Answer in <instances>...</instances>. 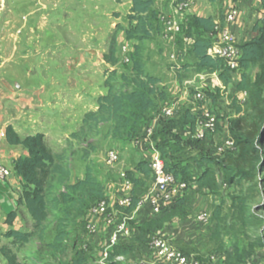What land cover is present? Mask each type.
<instances>
[{"label":"rangeland","instance_id":"374dc122","mask_svg":"<svg viewBox=\"0 0 264 264\" xmlns=\"http://www.w3.org/2000/svg\"><path fill=\"white\" fill-rule=\"evenodd\" d=\"M179 1L181 0H155L153 8L157 12V19L153 33L149 39L143 40L139 45L145 72L161 77L165 85L160 86L165 89L166 98L175 97L173 94L175 91L168 89L171 82L188 87V96L193 92L190 86L183 84L185 79L193 78L194 81L196 79L194 72H191L193 56L190 46L184 44L182 38L183 35L192 38L205 34L196 27L192 17H212L218 22L221 31L224 14L230 8L236 7L239 11L250 13L248 32L252 30L254 23L264 17V9L259 0H243L244 4L237 3L236 6L229 4L228 0H192L191 11L185 14L177 11ZM130 6L129 0H0V55H12L15 61L21 63L20 67L30 66L37 70L77 65L95 70L101 68L102 71L90 79L92 92L84 91L81 95L82 103L84 104L86 99V106L93 107L95 94L98 95L99 91H103L105 95L107 92L104 85L106 78L116 83L117 88L123 89L127 86L122 83L121 78L133 76L132 62L137 42L126 37V31L131 30L134 25L128 20ZM168 20L181 24L183 34H173L164 25ZM112 36L115 38L114 66L104 61ZM124 45L129 46V63L123 61L121 54V47ZM171 55H175L176 59L172 60ZM3 62L0 59V63ZM185 69L189 74L183 77L181 71ZM257 70L254 68L248 72L251 80ZM239 75L240 73L235 77L236 82L239 80ZM99 81L103 82L100 84ZM202 81L199 83H204ZM211 89L203 92V101L194 104L189 101L188 106L185 104L175 118L160 120L154 130V136L152 135L153 144L155 148L156 146L162 148L159 153L163 163L171 171L179 173L183 166L192 176H199L201 171L194 162L199 156L218 161L220 164L210 168L213 180L209 186L197 188L195 191L190 188L187 194V196L192 195L194 199L203 197L207 212L218 205L223 207L221 238L219 242L212 238L211 243L207 242L208 239L205 240L203 242V246L207 249L205 254L218 251L219 259L224 258L227 262L264 264V168L259 167V172L252 181L231 183L229 179L234 177V174L230 166L236 152L227 150L221 157L216 155V149L224 139L241 135L237 127L238 120L243 119L251 123L254 117L250 112L247 97L236 92L232 85L226 88L221 85L220 88ZM165 101H156V107L152 112L154 114L160 112L165 106ZM191 106L195 108L194 114L185 108ZM198 109L213 113L217 120L215 132L207 135L205 141L200 142L201 145L197 144V141L177 135L178 129L185 124L184 115L188 113L194 116L196 121ZM144 119L151 120V112L147 113ZM80 127L75 126V131L66 138L54 141L45 139L52 152L65 161L70 171L69 183L73 184L83 179L88 170L103 189H107L109 184L117 188L122 182L121 172L131 169L132 164L137 160L135 151L143 138L145 125H141L140 135L136 139L125 143L107 136V131L110 129L108 124L100 125L95 134L87 136H80ZM258 149L264 157V142L258 144ZM109 151H116L119 154L115 164L107 163L106 156ZM20 185L16 175L8 180H0V208L3 212L9 213L17 209ZM51 188L49 195L56 196L60 188L58 189L54 183ZM237 195H243L248 200V211L256 217V224L249 221L248 227H241L229 216L231 198ZM210 200L217 204L213 203L211 207ZM92 206L93 204L88 205L82 214H78L76 208H73L70 210L69 219L61 220L68 225L65 227L64 245L69 247V250L65 254L61 252L54 254L45 248V244L53 241L56 225L62 217L60 212L50 211L41 240L40 232L33 229V221L22 206L18 208L20 214L17 216L15 227L22 232H34L32 241L20 248L12 246L9 240L2 237L3 230L0 228V247L6 245L13 251L18 250V257L25 258L27 264H32V261H37V264L68 262L73 254L71 250L73 246L80 248L87 256V250L83 246L88 235L87 219ZM119 213L122 216V213ZM210 230V228H202L204 234L209 233ZM37 253L42 254V257L36 258ZM134 253L142 252L136 246ZM198 258L202 264L204 258L200 256ZM254 260L257 262L254 263ZM3 261L4 259H0V264H6Z\"/></svg>","mask_w":264,"mask_h":264},{"label":"trees","instance_id":"16d2710c","mask_svg":"<svg viewBox=\"0 0 264 264\" xmlns=\"http://www.w3.org/2000/svg\"><path fill=\"white\" fill-rule=\"evenodd\" d=\"M129 1L131 6L128 20L134 25L131 30L126 31V37L137 42L134 47L132 62L133 76L121 78L122 83L127 86L123 89L117 88L116 83H113L111 79H105L104 85L107 92L105 95L97 97L96 111L88 112L84 115L79 130L80 136L95 134L100 125L108 124L110 126L107 131L108 137L122 143L134 140L140 135L141 125H145L146 121H148L144 119L145 115L151 112V117H153L154 112L152 111L156 107V101L164 102L166 99L165 89L160 86L161 80L145 72V66L139 51V45L143 40L149 39L154 30V24L157 19V12L153 8L155 0ZM259 2L264 9V0H259ZM192 20L205 36L206 33L214 32L216 25L212 17H192ZM252 31L256 33V36L238 46L241 52L239 66L242 72L236 83L230 77L223 61L212 58L208 54L211 41L207 37L202 35L194 36L190 45L191 55L193 56L192 67L195 71L197 73L216 74L222 87L226 88L228 85H232L233 89L239 94L245 93L250 112L254 117L251 123L243 119H239L237 122L241 135L232 137L236 147V155L230 166L233 168L234 174V177L229 179L231 183L235 181H252L257 176L259 167L264 168V157L258 149V144L264 142V17L253 24ZM114 45L115 38L112 36L108 53L104 56V61L111 66L116 64ZM254 68L258 70L251 80L248 72ZM184 119V126L190 125V128L193 129L195 117L186 113ZM5 139L9 145L21 146L27 155L19 157L12 162L13 171L21 183L20 196L17 202V209L5 214L4 222L9 226V229L2 234V237L9 240L10 245L19 248L32 241L34 232H22L12 228L18 216V208L22 206L33 221V229L40 232L42 240L46 230L45 223L50 211L55 210L60 212L62 217L56 225L53 241L45 244V248L54 254L59 252L65 254L69 250V247L64 245L66 238L65 227L68 225L61 220H68V216L71 215L70 210L73 208H76L78 214H82L88 205H95L102 201L106 202L103 186L88 170L83 179L70 184V171L65 161L52 152L43 134L36 133L21 137L11 126H7ZM196 143L201 145L200 142ZM156 148L158 152L162 151L161 147L156 146ZM194 162L198 169H202V172L197 177L192 176L183 166L179 173L169 170L175 177H180L184 182L189 185L193 184L196 188L209 186L213 180L210 168L219 166V162L203 156L197 157ZM124 173L126 178L132 183L130 191L131 202L126 209L118 208V210L123 215H131L140 201L136 190H147L152 177L148 163L143 159L133 163L131 169L124 171ZM53 183L58 189L60 188L56 196L49 195ZM178 202L180 200L175 202L169 214L172 213ZM222 212V205L215 206L210 218L217 223L216 229L212 233L213 240L217 242L221 238ZM229 216L241 227H248L250 225L249 221L254 224L257 223L254 214L248 211V200L243 195L231 198ZM152 225V223H147L142 227L136 226L135 228L138 229L139 235L138 237H132L133 246L114 247L108 253L107 261L112 264H118L114 261L116 256L132 255L136 246H146L151 240L147 238V235L152 230ZM71 250L73 254L70 260L68 262L61 261L58 264H86L87 256L80 248L73 246ZM179 251L191 254L186 250ZM0 255L6 264H27L25 258L18 257V250L13 251L6 245L0 247ZM41 257L42 254L37 253L36 258ZM36 262L32 261V264H37ZM237 263L231 262V264Z\"/></svg>","mask_w":264,"mask_h":264},{"label":"crops","instance_id":"0c3cea01","mask_svg":"<svg viewBox=\"0 0 264 264\" xmlns=\"http://www.w3.org/2000/svg\"><path fill=\"white\" fill-rule=\"evenodd\" d=\"M228 2L234 6H236L237 3L244 4L243 0H228ZM240 6L239 4V7ZM248 14L250 16L248 11L238 10L235 23L228 27L229 30L236 35L239 45L256 36V33H253L252 30L248 32V28H250ZM214 21L218 23L216 19H214ZM224 27L226 26L223 21L222 28ZM2 55H0V59L4 62L3 64L0 63V150L4 162L12 166L14 160L26 156L27 153L21 146L9 145L6 142V127L11 126L21 137L40 133L44 135L45 139H50V141L66 138L70 133L75 131V126L80 127L83 117L88 111H96V100L93 102V107L88 108L86 106V99L84 104L82 103L81 95L84 91L88 93L92 92L91 85L89 84L91 83L90 79L93 75L96 76L98 72H101L102 69L97 68V70H95L90 69V67L85 68L77 65L72 67H46L37 70L30 68V66L20 67L21 63L15 61L12 55ZM96 64L99 65V63ZM193 71L194 68L192 67L191 72ZM182 72L189 74L186 69L182 70ZM151 76L159 79L161 78L160 76ZM192 79L193 78L185 79V81L193 83L194 80ZM160 80L161 86H164V81L162 79ZM205 80L207 82L203 81L205 83L204 85L208 87L205 91H211L212 87L220 88L217 75L212 76L211 74H206ZM233 81L236 83L235 79ZM99 82L101 84L103 81ZM170 84L168 89L175 91L173 93L175 97H167L165 105L173 106L178 114L179 110L185 104L188 106L190 101L187 95L188 87H184L183 85L179 86L177 82H171ZM189 86L193 89L192 85ZM97 88L98 87H96V90ZM99 92L98 95L95 94L96 99L98 96L104 95L103 91ZM185 108H187L186 110H189V112L194 110L192 106ZM159 121L160 120H154V130ZM154 146L153 139L151 146L144 145L143 148L137 146L135 151L137 160H135V162L141 159L146 160L148 155L156 150ZM150 147L153 148V150ZM129 169L130 168L126 170ZM145 192L146 190H136L140 202L143 201ZM124 196L125 192L121 188V183L117 188H115L113 184H109L107 185V189H104V198L107 201V213L112 215L114 220L112 224H108L106 217L93 215L89 212L87 219L88 225H93L95 227V232L91 233L88 231V235H86V242L83 246L88 253L86 264H112L104 260L105 252H111L114 247L133 246V238L124 237L122 235H119L115 245H110V239L115 225L122 220L116 203ZM204 201L205 199L203 197L194 199L192 195H188L184 197V199H180V202L176 204L172 213L168 215H160L151 206L142 202L131 214L132 221L129 223V226L142 227L144 224L152 223L153 228L148 232V239L158 235L164 238L173 247L179 250H186L189 253L204 258V261L201 262L202 264H217L216 262H218V264H231V262H227L224 258L219 259L218 251L207 255L205 254L207 249L203 246V242L207 239V242H212L211 232H214L217 223L210 219L207 225H202L194 220L195 215L201 213H205L211 218L213 210L211 211L208 208L209 211H205ZM209 203L211 207L213 203L217 204L216 202L212 203L211 200ZM5 214L6 213L0 208V228L3 230L2 233L9 228L4 222ZM19 214L20 212H18V216ZM16 220H18V217L13 223L12 228L14 230H17L15 227ZM221 225L222 223L220 226ZM202 228H210L211 230L209 233L204 234ZM139 249L142 253L116 256L114 261L118 264H163L152 255L146 253L143 246H139ZM117 257H121V259L116 260ZM0 259H3L1 255ZM256 262L257 261L254 260V263Z\"/></svg>","mask_w":264,"mask_h":264},{"label":"built area","instance_id":"2783aa9c","mask_svg":"<svg viewBox=\"0 0 264 264\" xmlns=\"http://www.w3.org/2000/svg\"><path fill=\"white\" fill-rule=\"evenodd\" d=\"M192 5V0H181L177 5V11L185 14V12L191 11ZM237 16L238 9L236 7L230 8L224 15V25L226 27L222 28V30L220 31L219 24L215 22L216 27L214 29V32L207 33L206 35V37L211 41L208 54L212 58L220 59L223 61L225 68L228 70V73L233 80L238 73L242 72V69L239 66V58L241 52L238 48L239 44L237 43V37L228 28L235 23ZM164 25L168 27L173 34H183L181 24L177 23L174 20L165 21ZM182 40L184 44L191 45L192 38L183 35ZM128 52L129 46L124 45L121 47V54L125 63L130 62ZM171 59L175 60V55H171ZM193 72L196 79V81L194 82L197 83L184 81V85H192L193 92L191 95H189V99L190 102L194 104L199 103L204 99L203 92L208 87L204 85L205 83L199 82L201 80L207 82L205 80V75L209 73H197L195 69ZM181 74H183V77H186L188 73H184L181 71ZM211 75L216 76V74ZM241 95L243 97H246L245 93H242ZM193 109L195 110V108ZM194 110L190 113L194 114ZM196 113L198 114V116L196 118L193 129L190 128V125H187L179 128L177 134L184 139L189 138L197 142H202L205 141L207 135L215 132L217 120L215 115L207 110L198 109L196 110ZM177 115V110L173 106L167 105H165L160 112L153 114L152 119L146 121L145 123L143 138L138 143V146L142 148L144 145L151 146V137L154 133V120L173 119ZM219 146L220 147L216 149V155H218L219 157L224 155L225 151L227 150H236L234 140L231 137L224 139ZM151 149L153 150V148ZM106 159L109 165L115 164L119 159V154L116 151H109L107 153ZM145 161L148 163L152 181L144 194V199L142 202L151 206L160 215H168L171 209L174 207L175 202L187 196L190 188L194 191L197 189L193 184L189 185L180 177H175L173 173L165 167V164L163 163L161 155L158 151L154 150L153 152H151V154L148 155ZM199 170L202 172V169ZM13 175H15L13 167L4 162L3 158L1 157L0 150V180H8ZM120 176L122 179L121 188L125 192V196L116 203V207L120 209H126L131 202L130 191L132 189V183L126 178L124 172H121ZM106 202L102 201L93 205L90 209V212L93 215L106 217V221L108 222V224H112L114 220L112 215L107 213ZM142 202L139 201L138 206ZM194 220L202 225H207L210 222V217L205 213H201L195 215ZM131 221V215L122 214V220L117 225H115V229L113 230L110 239L111 246L117 243L119 235H122L124 237H138V229L129 226V223ZM88 231L94 233L95 227L91 224L88 225ZM143 248L146 253L152 255L163 264H200L197 255L193 253L185 254L179 251L177 248L168 243L164 238L158 235L153 236L149 243ZM107 255L108 253L105 252L104 260H107ZM120 259L121 257L116 258V260Z\"/></svg>","mask_w":264,"mask_h":264}]
</instances>
